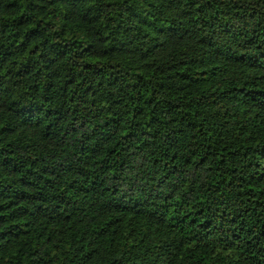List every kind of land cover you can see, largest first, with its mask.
Returning a JSON list of instances; mask_svg holds the SVG:
<instances>
[{
	"label": "trees",
	"instance_id": "16d2710c",
	"mask_svg": "<svg viewBox=\"0 0 264 264\" xmlns=\"http://www.w3.org/2000/svg\"><path fill=\"white\" fill-rule=\"evenodd\" d=\"M0 264H264V0H0Z\"/></svg>",
	"mask_w": 264,
	"mask_h": 264
}]
</instances>
